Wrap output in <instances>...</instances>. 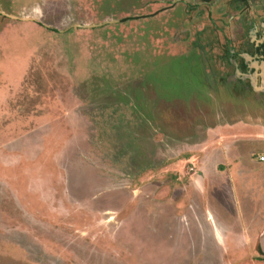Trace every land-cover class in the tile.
<instances>
[{
    "label": "rangeland",
    "instance_id": "374dc122",
    "mask_svg": "<svg viewBox=\"0 0 264 264\" xmlns=\"http://www.w3.org/2000/svg\"><path fill=\"white\" fill-rule=\"evenodd\" d=\"M177 1L0 0V264H264V106L192 96Z\"/></svg>",
    "mask_w": 264,
    "mask_h": 264
},
{
    "label": "flooded vegetation",
    "instance_id": "af4514ba",
    "mask_svg": "<svg viewBox=\"0 0 264 264\" xmlns=\"http://www.w3.org/2000/svg\"><path fill=\"white\" fill-rule=\"evenodd\" d=\"M229 1L234 3L228 5L225 0L221 9L218 7L222 5L214 6L215 0H198L191 4L177 1L170 5L173 23L181 25L187 22L195 27L197 21L205 20L202 28L193 32V53L178 55L182 59L181 66L189 73L192 96L200 101L209 97L212 105L216 106L232 96L243 102L244 96L249 94L251 104L264 106V17L253 21L247 13L249 5L264 14V5L257 0ZM165 11L158 15L164 16ZM202 32L209 35L206 48L209 53L203 51L204 47L196 38ZM200 51H203L205 60L196 54ZM205 63L207 70L203 66ZM193 82L198 85L194 86Z\"/></svg>",
    "mask_w": 264,
    "mask_h": 264
},
{
    "label": "water",
    "instance_id": "95a60500",
    "mask_svg": "<svg viewBox=\"0 0 264 264\" xmlns=\"http://www.w3.org/2000/svg\"><path fill=\"white\" fill-rule=\"evenodd\" d=\"M1 14V16H3V17H6V18H12V19H17V18H15V17H11V16H7L5 13H3V12H1L0 13ZM259 249H260V251L264 254V232L262 233V235H261V237H260V239H259Z\"/></svg>",
    "mask_w": 264,
    "mask_h": 264
},
{
    "label": "built area",
    "instance_id": "2783aa9c",
    "mask_svg": "<svg viewBox=\"0 0 264 264\" xmlns=\"http://www.w3.org/2000/svg\"><path fill=\"white\" fill-rule=\"evenodd\" d=\"M256 161L259 163H264V155L258 156Z\"/></svg>",
    "mask_w": 264,
    "mask_h": 264
},
{
    "label": "trees",
    "instance_id": "16d2710c",
    "mask_svg": "<svg viewBox=\"0 0 264 264\" xmlns=\"http://www.w3.org/2000/svg\"><path fill=\"white\" fill-rule=\"evenodd\" d=\"M24 22H31V23H36V20L30 19V18H23L22 19Z\"/></svg>",
    "mask_w": 264,
    "mask_h": 264
},
{
    "label": "crops",
    "instance_id": "0c3cea01",
    "mask_svg": "<svg viewBox=\"0 0 264 264\" xmlns=\"http://www.w3.org/2000/svg\"><path fill=\"white\" fill-rule=\"evenodd\" d=\"M257 163H259V162H257ZM261 164H264V163H261Z\"/></svg>",
    "mask_w": 264,
    "mask_h": 264
}]
</instances>
